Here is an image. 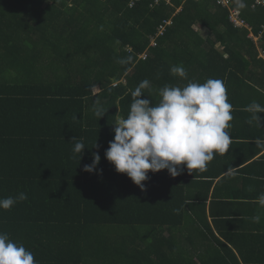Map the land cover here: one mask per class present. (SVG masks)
I'll return each instance as SVG.
<instances>
[{
  "label": "trees",
  "instance_id": "trees-1",
  "mask_svg": "<svg viewBox=\"0 0 264 264\" xmlns=\"http://www.w3.org/2000/svg\"><path fill=\"white\" fill-rule=\"evenodd\" d=\"M243 3L0 0V198L28 196L0 209V232L38 264H264V208L253 195L241 201L249 186L237 184L250 157L230 163L229 149L203 172L150 171L144 188L105 157L145 79L141 99L153 104L165 85L222 80L233 106L226 131L239 141L233 124L249 112L238 101L258 90L235 88L227 73L255 61L264 68L250 30L230 20L236 9L264 51V0ZM174 65L187 79L170 73ZM73 138L85 145L81 157ZM94 154L99 165L84 171Z\"/></svg>",
  "mask_w": 264,
  "mask_h": 264
},
{
  "label": "clouds",
  "instance_id": "clouds-1",
  "mask_svg": "<svg viewBox=\"0 0 264 264\" xmlns=\"http://www.w3.org/2000/svg\"><path fill=\"white\" fill-rule=\"evenodd\" d=\"M236 4L239 8L245 7L243 0H236ZM127 62L119 61L121 64ZM170 73L187 79V71L182 65L172 66ZM149 87V80L140 82L131 92L133 99L127 117L114 124V139L109 142L105 157L118 173L126 174L134 184L144 188L142 182L148 179L150 171L156 173L167 169L173 177L180 175L184 167L189 172H203L216 154L228 151L232 140L226 129L231 127L233 106L228 102L222 80L209 78L202 84L189 81L183 87L165 85L158 91L160 100L156 104L150 99H141ZM245 111L251 114L248 123L255 122L261 127L260 121L264 118L258 114L264 113V106L253 101ZM95 114L102 117L105 111L97 107ZM255 142L264 149L261 139ZM84 148V143L77 140L73 152L81 157ZM100 159L99 154H94L92 163L85 165L84 171L94 172ZM27 199L24 192L15 197L0 198V209L10 210ZM257 203L264 208V193L258 196ZM250 219L259 223L261 215ZM0 264L38 262L22 243L14 242L8 233L0 232Z\"/></svg>",
  "mask_w": 264,
  "mask_h": 264
},
{
  "label": "crops",
  "instance_id": "crops-1",
  "mask_svg": "<svg viewBox=\"0 0 264 264\" xmlns=\"http://www.w3.org/2000/svg\"><path fill=\"white\" fill-rule=\"evenodd\" d=\"M198 30L201 32V34H207L204 29ZM249 30L250 32L247 38L251 40L256 46L258 51V59L264 60V51L261 47L262 39L260 36L254 35L251 29ZM233 65L235 67L232 69L231 73L229 72L230 74L227 73V76L231 75L235 77L233 78L235 88L237 86L242 87L243 85L245 86L246 84H248L250 86H254L258 90V93L243 96L242 98L244 101L239 100L238 105L243 106L242 109H245L253 101H256L264 106L263 64L256 63L255 61L251 63L250 67H248L247 65L245 66L244 64ZM190 76H193V71L189 73V78ZM250 115V113L247 115H237V118L233 124V133L236 134L239 141H237L236 143H231L234 146H232V148H229L231 156L228 162L230 163L239 162L245 157H250V159L246 163H244V165L238 167L239 170H248L246 173L242 174L239 177V179L243 181L241 183H237L239 184L238 189L241 190V184L246 181L248 182V190L244 192V189L242 188L240 193V200L243 202H245L246 196L248 195H253L257 199L261 193H264V149L258 147L255 142L258 138L261 139L262 142H264V128L257 126L255 122L249 124L248 120L250 119ZM251 160L255 162L253 163V161ZM223 165L226 164L223 163Z\"/></svg>",
  "mask_w": 264,
  "mask_h": 264
},
{
  "label": "built area",
  "instance_id": "built-area-1",
  "mask_svg": "<svg viewBox=\"0 0 264 264\" xmlns=\"http://www.w3.org/2000/svg\"><path fill=\"white\" fill-rule=\"evenodd\" d=\"M215 1L218 5H221L222 7H231L233 4V0H215ZM230 20L237 27L251 29V27L244 20L239 18V14H238L236 9L232 10ZM263 30H264V28H263Z\"/></svg>",
  "mask_w": 264,
  "mask_h": 264
}]
</instances>
